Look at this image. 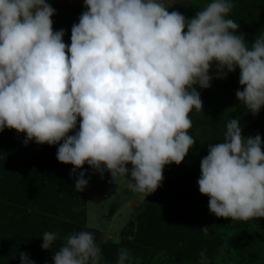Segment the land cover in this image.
Here are the masks:
<instances>
[{
	"label": "clouds",
	"instance_id": "9594fccd",
	"mask_svg": "<svg viewBox=\"0 0 264 264\" xmlns=\"http://www.w3.org/2000/svg\"><path fill=\"white\" fill-rule=\"evenodd\" d=\"M84 7L68 45L47 0H0V132L26 134L25 145L59 144L56 158L74 166L71 174L87 164L147 197L165 166L181 164L196 143L190 113L202 112L203 102L194 86L207 89L238 68L237 99L253 115L264 107V33L251 47L236 34L239 24L227 18L232 0H211L190 19L161 0H84ZM262 148L259 134L242 135L237 118L209 145L197 183L216 217L264 218ZM84 177L80 171L76 192ZM59 238L45 232L42 249ZM20 259L35 264L27 253ZM52 259L101 264L102 255L93 233L80 231L63 237ZM131 259L121 248L116 264Z\"/></svg>",
	"mask_w": 264,
	"mask_h": 264
},
{
	"label": "trees",
	"instance_id": "16d2710c",
	"mask_svg": "<svg viewBox=\"0 0 264 264\" xmlns=\"http://www.w3.org/2000/svg\"><path fill=\"white\" fill-rule=\"evenodd\" d=\"M211 0H190L189 19ZM234 5L227 18L239 24L236 34H244L248 46L264 33V0H232ZM210 75L216 76L215 65ZM238 78L237 86L221 88L215 93V79L202 89V112L191 117L190 135L196 140L184 161L165 166L161 186L136 211L127 223L119 243L107 242L101 249V264H116L119 249H128L130 264H264V218L247 222L218 218L208 208L209 197L199 192L200 162L208 154L210 144L223 140L226 124L239 120L242 135L259 134L264 142V107L253 115L236 97L239 69L231 73ZM237 88V89H236ZM235 89V92H234ZM209 93L213 91L210 94ZM77 128L70 133L75 134ZM8 134V135H7ZM0 264H21L20 253L28 250L29 259L39 253L45 232H56L59 239L49 249V255L35 264H54L53 256L63 243V237L90 231L86 227L87 186L75 191V181L87 164L71 174L73 165L56 158L57 145L24 144L26 134L5 129L0 132ZM62 143V142H61ZM264 150V148H262ZM91 232V231H90ZM95 238V237H94ZM13 243L3 248V242ZM25 245L23 247H18ZM46 251V250H45ZM33 261V260H32ZM127 264V262H126Z\"/></svg>",
	"mask_w": 264,
	"mask_h": 264
},
{
	"label": "rangeland",
	"instance_id": "374dc122",
	"mask_svg": "<svg viewBox=\"0 0 264 264\" xmlns=\"http://www.w3.org/2000/svg\"><path fill=\"white\" fill-rule=\"evenodd\" d=\"M47 2L55 9V14L52 17L53 29L56 31L64 29L63 40L70 45L71 28L73 24L79 22L80 15L86 10L84 0H47ZM161 2L170 12L178 11L189 18L190 0H161ZM231 73H228L226 78L215 79V86H213L215 93L209 96L208 104L215 103L214 95H218L221 88L228 92V87L237 86L238 78ZM210 93L207 90L205 94ZM191 113L194 114V110ZM192 116L193 118L196 117V115ZM2 149L3 147L0 145V151ZM87 181L86 227L93 233L97 246L107 242L116 243V240L120 241L122 238L121 233L126 228L127 223L134 219L138 213L136 209L142 206L153 193L143 197L126 187V179L118 178L114 181L109 172L105 171L101 175L89 165H87ZM12 243L10 240L4 241L3 248H9ZM41 245L42 243L39 245V253L30 254L33 261H41L43 256H50L48 250L42 249ZM23 246L25 245L20 244L18 247ZM22 252L27 253V248ZM201 262L202 264L209 263V259L203 252L201 253Z\"/></svg>",
	"mask_w": 264,
	"mask_h": 264
}]
</instances>
